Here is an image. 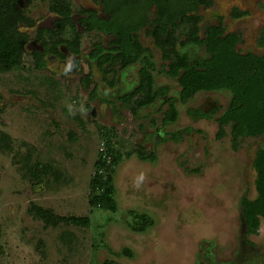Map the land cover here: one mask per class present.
Segmentation results:
<instances>
[{
  "label": "rangeland",
  "instance_id": "374dc122",
  "mask_svg": "<svg viewBox=\"0 0 264 264\" xmlns=\"http://www.w3.org/2000/svg\"><path fill=\"white\" fill-rule=\"evenodd\" d=\"M65 1L75 16L99 0ZM205 1L200 36L222 18L226 30L242 34L241 51L262 52L264 0ZM55 4L18 1L17 31L27 37L22 67L0 71V130L10 135L13 150L0 148V264L264 262V217L259 231L248 234L242 209L244 198L258 195L254 160L264 149V134L245 138L237 150L229 126L219 137L217 117L231 93L201 91L182 103L177 79L156 73L154 90L164 87L166 94L150 102L139 62L129 66L116 59L101 67L90 60L93 45L107 43L108 36L81 28L80 50L73 54L66 43L57 44L74 41L71 22L55 35L40 30L45 19L55 17ZM237 11L244 14L234 15ZM194 24L195 18L187 19L166 43H159L149 27L141 30V42L159 69L177 62L176 51ZM45 50L46 66L38 68L34 51ZM173 106L178 118L167 122ZM108 130L120 152L133 151L117 167L116 212L89 204V182ZM19 150L32 151V162L52 165L44 182L30 178L15 158ZM138 150L154 151L158 159L143 161ZM32 203L62 215H87L91 225L46 227L29 212ZM131 208L148 212L155 225L146 233L132 231ZM125 247L134 256L122 253Z\"/></svg>",
  "mask_w": 264,
  "mask_h": 264
},
{
  "label": "trees",
  "instance_id": "16d2710c",
  "mask_svg": "<svg viewBox=\"0 0 264 264\" xmlns=\"http://www.w3.org/2000/svg\"><path fill=\"white\" fill-rule=\"evenodd\" d=\"M19 0H0V71L6 72L22 67L23 54L26 48V34L17 31V24L22 18L18 10ZM106 9L111 14L110 21L89 23V29H99L108 32L114 40L112 50L106 51L100 44L92 54L99 59V65L111 63L119 59L121 63L129 64L140 59L143 52L142 45L138 38V31L148 24L147 11L157 7L158 14L153 20L151 33L155 35L160 43L163 36L167 35L170 27L173 29L178 25L179 18L187 17V13L198 8L200 0H103ZM206 1L203 0V3ZM155 7V8H156ZM53 10L63 16L56 24V29L48 31L57 34L61 28L66 27L67 22L75 24L71 18V5L65 0H56L52 6ZM243 15L244 12H235L234 15ZM194 33L192 40L196 45L206 47L208 58L198 56L193 61L188 54L176 51L177 62L170 68L168 74L178 77L181 86L180 100L186 103L198 92L213 91L222 88L230 89L235 97L227 111L217 117L219 122V137L228 134L227 126L233 124L230 132L232 145L237 150L247 137L260 136L264 134V28L259 38L260 46L263 48L259 53H243L237 49L240 36L236 32L225 33V27L221 22L211 25L200 36L199 23L202 16L195 15ZM153 29L154 32H153ZM74 41H58L67 44L73 54L80 50V39L82 35L74 29ZM58 53V47H55ZM36 55L37 67L46 66L45 54L42 52ZM59 54V53H58ZM152 64L142 68L141 75L147 81L149 101L157 96L165 95L166 90L158 91L154 86V78L149 68ZM153 92V94L151 93ZM205 114V113H202ZM179 112L176 107L164 118V120L175 121ZM101 140L100 150L94 164V172L89 182V204L92 208L118 211L117 187L115 175L117 167L125 157L133 155V151L122 153L117 148L116 141L108 132ZM9 134L0 130V148L12 150ZM103 143V146H102ZM102 147V149H101ZM139 159L154 162L158 155L154 151H136ZM32 151L23 154L21 150L16 153L18 162L23 161L27 172L35 182H44L45 177L50 173L52 165L31 159ZM254 167L257 171L256 198H244L242 209L248 234H256L261 225V218L264 217V149H259L254 160ZM61 177L57 173L56 178ZM29 212L44 222L46 227L57 226L61 223L73 224L76 226L89 227L91 218L87 215H62L52 209L32 203ZM129 216L133 221L129 224L132 231L146 233L155 225V218L148 212L138 209H129ZM125 255L134 256L133 251L125 247L122 251ZM100 264H124L115 259H106ZM264 264V262L257 263Z\"/></svg>",
  "mask_w": 264,
  "mask_h": 264
},
{
  "label": "flooded vegetation",
  "instance_id": "af4514ba",
  "mask_svg": "<svg viewBox=\"0 0 264 264\" xmlns=\"http://www.w3.org/2000/svg\"><path fill=\"white\" fill-rule=\"evenodd\" d=\"M200 4H199V6H198V8L197 9H195V10H191V11H189L188 13H187V17H186V19L185 18H179L178 19V25L173 29L172 27H170L169 28V30H168V33H167V35H165V36H163V40H162V42H168V41H170L171 40V38H172V35L173 34H175V30H177L182 24H184V22L187 20V19H192V18H194L195 17V15H200V16H202L201 14H200V10H201V8L203 7V5H205L204 3H203V0H200ZM98 4H94V3H92V4H90V5H85V7L81 10V12H79V13H76V15L74 16L73 14V11L71 10V18H72V21L74 22V24H75V29L78 31V33H80V34H82V31H81V28H82V30H84V31H86V30H90L91 32H97L98 34H100V35H104V36H108L109 37V40H108V42L106 43V42H102V41H100V42H96L94 45H93V48H92V50H91V52H90V54H89V57H90V60H94V61H96V63L99 65V59L98 58H96V57H93L92 56V54L94 53V51H95V49L101 44L104 48H105V50L106 51H110V50H112L113 48V44H112V42H113V40H114V37L110 34V33H108V32H102V31H100L99 29H89V23L90 22H93L94 20H92V19H94L95 18V21L96 22H102V21H110L111 20V14H110V12L106 9V4L104 3V1L103 0H99L98 2H97ZM156 6H153V7H151L148 11H147V14H148V24H147V26H145V27H143V28H141V30H143V29H145V28H147V27H149L150 29H152L153 27H152V25H150V23H152L153 22V20H154V18L157 16V14H158V11H157V7L155 8ZM54 11V10H53ZM54 16L55 17H49V18H47V19H45V21H43L41 24H40V30L41 29H46V30H52V28H54V27H56V24H57V22L60 20V19H62L63 18V16L62 15H60L58 12H56V11H54ZM204 20V17L202 16V20H201V22ZM200 22V23H201ZM200 23H199V26H200V32L202 31V29H203V26H201L200 25ZM153 24V23H152ZM216 24H219V23H214V24H209V25H207L206 26V28H205V30H204V33L208 30V27L209 26H211V25H216ZM264 28V27H263ZM141 30L140 31H138V38H139V41H140V44L142 45V48H143V52H142V54H141V57H140V59L139 60H137V61H135V62H131V63H129V64H127V65H132V64H135V63H138L139 62V64L142 66L141 68H144V67H146V66H148V64H152V67H150L149 68V70L152 72V75H153V78H154V85H155V82H156V73L158 74V73H160V74H165L166 76H168V77H174V76H171L170 74H168V71L170 70V69H168L167 71L166 70H164V69H159L158 67H157V63L156 62H153V53H152V51L150 50V48H148V47H145L144 45H143V43L141 42V39H140V37H139V33L141 32ZM154 30L155 29H153V32H154ZM199 32V33H200ZM229 32H236L239 36H240V40H239V42H238V44H237V49L239 50V51H241V49L238 47L239 46V44L242 42V40H243V38H242V34L239 32V31H235V30H226V28H225V33H229ZM193 33H194V30H193ZM193 33L192 34H190V36L185 40H181V50L180 51H182V53H186V54H188V56H189V58L193 61L195 58H197L198 56H202V57H204V58H208V52H207V50H206V47H204V46H199V45H196L194 42H193V40H192V37H193ZM153 35V34H152ZM204 36V35H203ZM202 36V37H203ZM153 37L155 38V35H153ZM62 45V44H61ZM259 45H260V43H259ZM62 48V47H61ZM192 48H195L196 50H194V52H192L191 51V49ZM47 50H48V48H47ZM36 52H38V51H34V53H36ZM40 52H44V53H46V50L45 51H40ZM243 53H248V52H253V53H259V52H256V51H252V50H248V51H242ZM48 53V52H47ZM46 53V54H47ZM55 54H57V53H55ZM61 54V55H60ZM60 54H57V55H59V56H61V57H64L65 55H63L61 52H60ZM174 78H176L177 79V82H178V84H179V80H178V77H174ZM180 86V85H179ZM181 87V86H180ZM162 88H164V87H159V88H157V90L158 91H160L159 89H161V91H162ZM180 91H181V89H180ZM202 91H205V90H202ZM213 91H228V92H230L231 93V98H230V101H229V104H228V106H227V108L225 109V111L221 114V115H223L226 111H227V109L229 108V106L232 104V102H233V100H234V97H235V95H234V93L230 90V89H227V88H222V89H218V90H213ZM201 92V91H200ZM199 93V92H198ZM164 96V95H163ZM195 97V96H194ZM194 97H192V98H190V99H193ZM179 99H180V94H179ZM189 99V100H190ZM181 101V100H180ZM182 103H184V102H182ZM187 103V102H186ZM220 115V116H221ZM229 127H230V131H229V134H230V132H231V130H232V128H233V124H229L228 125Z\"/></svg>",
  "mask_w": 264,
  "mask_h": 264
},
{
  "label": "built area",
  "instance_id": "2783aa9c",
  "mask_svg": "<svg viewBox=\"0 0 264 264\" xmlns=\"http://www.w3.org/2000/svg\"><path fill=\"white\" fill-rule=\"evenodd\" d=\"M102 146H103V143H102ZM101 149H102V147H101Z\"/></svg>",
  "mask_w": 264,
  "mask_h": 264
}]
</instances>
